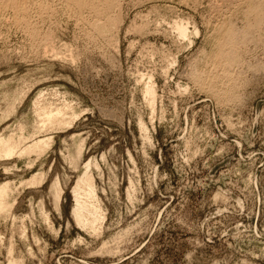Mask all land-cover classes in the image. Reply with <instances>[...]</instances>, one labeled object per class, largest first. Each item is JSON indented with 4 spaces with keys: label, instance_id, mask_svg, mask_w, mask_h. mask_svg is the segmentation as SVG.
<instances>
[{
    "label": "rangeland",
    "instance_id": "obj_1",
    "mask_svg": "<svg viewBox=\"0 0 264 264\" xmlns=\"http://www.w3.org/2000/svg\"><path fill=\"white\" fill-rule=\"evenodd\" d=\"M113 2L0 0V264H264V0ZM84 173L93 229L72 217Z\"/></svg>",
    "mask_w": 264,
    "mask_h": 264
},
{
    "label": "bare ground",
    "instance_id": "obj_2",
    "mask_svg": "<svg viewBox=\"0 0 264 264\" xmlns=\"http://www.w3.org/2000/svg\"><path fill=\"white\" fill-rule=\"evenodd\" d=\"M8 2L10 3H13V0H7ZM66 1V0H65ZM114 0H67V7L69 8H72L74 9L78 14H80V12L83 10V9H91L94 13L96 12L101 14H103V12H106V10L108 8H111L110 6L114 4L113 2ZM250 1V0H249ZM252 1V0H251ZM262 2V1H261ZM116 4V3H115ZM257 6V5H256ZM40 7V6H39ZM114 7V6H113ZM251 7H253L252 5L249 6V14H251L250 11L251 10ZM258 7V6H257ZM260 7V6H259ZM259 7L257 9H259ZM256 8L254 10L258 11ZM90 11V10H89ZM108 11V10H107ZM248 11V10H246ZM254 11V13L256 12ZM262 11V10H261ZM264 12V10H263ZM247 13V12H246ZM248 13H247V16H248ZM252 12V14H254ZM259 13V12H257ZM101 14V15H102ZM105 15V13H104ZM258 15V14H257ZM99 16V15H98ZM106 16V15H105ZM245 16V15H244ZM246 16V17H247ZM261 16V15H259ZM25 17V16H24ZM108 18V17H107ZM110 18V17H109ZM114 18V17H113ZM254 18V17H253ZM23 19V18H22ZM21 19V20H22ZM248 19V18H247ZM262 19V18H261ZM249 20V19H248ZM179 21V20H178ZM247 21V20H246ZM259 21V20H258ZM22 22V21H21ZM109 22V21H108ZM229 22H231L229 20ZM255 22V21H254ZM261 22V21H260ZM23 23V22H22ZM25 23V22H24ZM96 23V22H95ZM100 23V22H99ZM98 23V30L100 31V33L104 30L105 31V27L107 26H104V24L102 25H99ZM27 24V23H26ZM112 24V23H110ZM225 24V23H224ZM232 23H229V26H232L231 27H226V29H221L220 26V38L218 39V51H217V54L215 55V57L213 58V63L215 64V67H216V64H220L222 65L221 68H224V74L223 75H226L228 74L229 76V66L230 65H233L235 62H238L240 59H238V55H237V52H236V46H238L237 44L238 43H241L245 33H242L240 34L238 37H236V34L234 35V32L233 31V25H231ZM92 25V24H91ZM108 25V24H107ZM175 25V30H176V33L179 35V37L181 38H187V29H186V24H183L181 21L179 22H176ZM223 25V24H222ZM259 25V24H257ZM93 26V25H92ZM95 26V25H94ZM29 27V26H28ZM109 27V26H108ZM250 27V25L248 27H246L245 29L246 30H243L244 32L245 31H248V28ZM252 27V26H251ZM114 28V27H113ZM255 28V27H254ZM233 29V30H232ZM97 31V32H99ZM196 31V30H195ZM219 31V29L217 30ZM241 31V32H243ZM96 32V33H97ZM262 32V31H261ZM103 33V32H102ZM108 33V32H107ZM248 33V32H247ZM238 34V33H237ZM99 35V34H98ZM92 37V36H91ZM213 39H216V38H213ZM256 40V39H255ZM222 41V43H221ZM239 54V53H238ZM205 56V55H203ZM213 57V56H212ZM211 59V58H210ZM205 61V60H204ZM208 63L205 61V64ZM209 63H211L209 61ZM211 63V65H214ZM207 66V64H206ZM219 66V65H218ZM213 67V66H212ZM210 66V68H212ZM214 67V68H215ZM219 67V68H220ZM205 70V68H204ZM214 70H217L214 69ZM221 70V69H220ZM223 70L222 73H223ZM195 71V70H194ZM193 71V72H194ZM202 71V70H201ZM192 72V71H191ZM208 72V71H206ZM214 72V71H213ZM196 73V72H194ZM202 73V72H201ZM205 73V72H204ZM212 73V72H211ZM200 74V73H199ZM203 74V73H202ZM200 74V75H202ZM215 74V73H214ZM217 74V75H216ZM215 75L218 76V73H216ZM200 75H197L198 78L195 76V78L198 79L199 81V76ZM205 75V74H203ZM209 75L206 73V76ZM194 76V75H193ZM192 76V77H193ZM204 76V78L206 77ZM210 76V75H209ZM212 76H213V73H212ZM211 76V77H212ZM202 78V80L204 79L202 76H200ZM208 77V76H207ZM206 77V78H207ZM222 77V74L221 76H219V78ZM225 77V76H224ZM223 77V78H224ZM206 78L204 80H206ZM217 78V77H216ZM230 78V77H229ZM197 79H196V82H197ZM228 79V78H227ZM195 80V79H194ZM216 80V81H215ZM224 80V79H223ZM215 81V82H213ZM203 82V81H201ZM207 82V86L211 89V87H214L213 84L217 83V79H215V77L213 76V78H209ZM204 82V84L206 83ZM200 83V82H199ZM203 84V85H204ZM229 84V83H228ZM224 86V85H223ZM230 88V87H229ZM145 93L146 95H148L147 97L150 98V100L154 99V96H155V91H154V88L152 86H149L147 85V88L145 89ZM234 95V94H233ZM229 97V96H228ZM42 110V116H44L45 120H47L48 122H54L55 119L59 118V116L61 114H63V111L62 110H56L55 112H52V111H45L44 108H41ZM73 116H76L75 114H73ZM75 119V117H73ZM11 141H0V154L1 155H4V156H7L9 157L10 155H12L14 153V150H15V146H16V143L15 144H11L10 143ZM42 145H45V142L43 140H38V141H35L33 142L29 147H26L23 151L24 153H29V152H35L36 150H38ZM88 168V164L85 166V169ZM79 183H83L86 185V189L83 190V191H86V193H84V196L86 197V199H82L81 198V187L80 185L77 186V188L73 191V201H74V209H73V212H72V217L74 218V220L76 221L77 224L81 225L83 228H89V229H93L95 224L100 220V216H99V211L97 209V206L94 204V202L92 201L93 200V194H92V188L91 186L89 185V179L87 177V174L84 173V175L82 176L81 180ZM7 195V189L6 187H1L0 188V212L2 211H6V208L2 205V201L3 199L6 197ZM14 263V262H13ZM10 264H11V261H10Z\"/></svg>",
    "mask_w": 264,
    "mask_h": 264
}]
</instances>
